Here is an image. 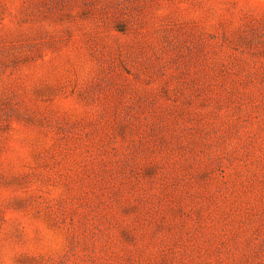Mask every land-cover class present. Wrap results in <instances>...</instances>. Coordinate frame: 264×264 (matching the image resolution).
I'll use <instances>...</instances> for the list:
<instances>
[{
    "label": "rangeland",
    "instance_id": "rangeland-1",
    "mask_svg": "<svg viewBox=\"0 0 264 264\" xmlns=\"http://www.w3.org/2000/svg\"><path fill=\"white\" fill-rule=\"evenodd\" d=\"M0 264H264V0H0Z\"/></svg>",
    "mask_w": 264,
    "mask_h": 264
}]
</instances>
